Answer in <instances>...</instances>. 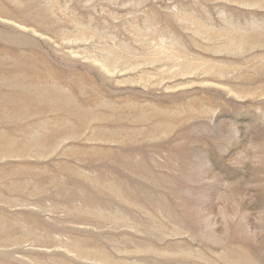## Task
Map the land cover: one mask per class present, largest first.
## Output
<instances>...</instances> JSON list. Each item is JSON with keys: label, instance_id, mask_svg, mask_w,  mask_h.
Segmentation results:
<instances>
[{"label": "rangeland", "instance_id": "rangeland-1", "mask_svg": "<svg viewBox=\"0 0 264 264\" xmlns=\"http://www.w3.org/2000/svg\"><path fill=\"white\" fill-rule=\"evenodd\" d=\"M0 264H264V0H0Z\"/></svg>", "mask_w": 264, "mask_h": 264}]
</instances>
